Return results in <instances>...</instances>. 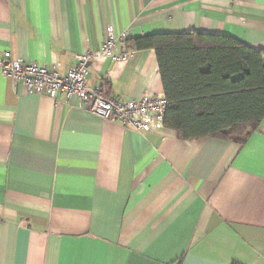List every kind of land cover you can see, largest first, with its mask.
Returning <instances> with one entry per match:
<instances>
[{
    "label": "crops",
    "instance_id": "obj_1",
    "mask_svg": "<svg viewBox=\"0 0 264 264\" xmlns=\"http://www.w3.org/2000/svg\"><path fill=\"white\" fill-rule=\"evenodd\" d=\"M109 26L117 37L199 31L264 50V0H0V55L64 75ZM88 70L108 95H165L153 48ZM182 85L189 96L186 76ZM233 262L264 264V120L244 142L184 140L102 118L75 96L24 93L0 70V264Z\"/></svg>",
    "mask_w": 264,
    "mask_h": 264
},
{
    "label": "trees",
    "instance_id": "obj_2",
    "mask_svg": "<svg viewBox=\"0 0 264 264\" xmlns=\"http://www.w3.org/2000/svg\"><path fill=\"white\" fill-rule=\"evenodd\" d=\"M125 43L128 49L156 51L169 102L164 125L181 139L223 136L244 142L264 120V50L199 31L153 33Z\"/></svg>",
    "mask_w": 264,
    "mask_h": 264
},
{
    "label": "built area",
    "instance_id": "obj_3",
    "mask_svg": "<svg viewBox=\"0 0 264 264\" xmlns=\"http://www.w3.org/2000/svg\"><path fill=\"white\" fill-rule=\"evenodd\" d=\"M126 38V32L117 37L114 28L109 26L101 46L78 54L76 65L64 75L56 69H49L46 64L15 57L11 51L0 55V70L4 76L21 82L24 93L46 94L53 98L64 93L67 101L75 96L80 107L102 118L118 120L125 127L142 132L158 129L164 125L169 103L163 93L145 92L139 99H123L106 94L101 85L87 84L91 60L109 57L115 61H126L133 55L134 50L124 44ZM118 39L123 42L119 52L116 51Z\"/></svg>",
    "mask_w": 264,
    "mask_h": 264
}]
</instances>
